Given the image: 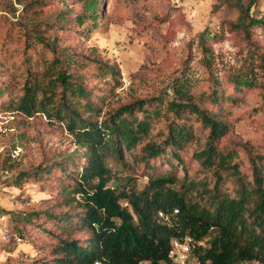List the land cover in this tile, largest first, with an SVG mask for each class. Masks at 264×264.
Here are the masks:
<instances>
[{
	"label": "rangeland",
	"instance_id": "1",
	"mask_svg": "<svg viewBox=\"0 0 264 264\" xmlns=\"http://www.w3.org/2000/svg\"><path fill=\"white\" fill-rule=\"evenodd\" d=\"M90 1L0 0V264H51L65 229L44 213L82 212L62 200L76 176L77 163L66 157L81 148L53 115L19 109L25 86L34 81L41 87L38 100L51 99V114L62 96V88L51 84L59 72L75 74L100 108L96 116L81 99L78 111L85 118L101 121L117 108L156 100L149 139L110 161L112 188L121 185L118 180L127 190L130 183L137 190L147 184L142 149L148 141L161 142L177 122L168 105L178 91L228 125L214 146L230 154L231 164L246 175L253 161L264 168V0L250 12L259 23L244 27L238 23L245 8L234 0H97L96 11H86ZM105 65L114 73L103 71ZM182 114L194 130V141L181 153L188 176L210 180L193 158L208 143L210 128ZM158 161L152 164L170 169ZM177 175L184 176L180 164Z\"/></svg>",
	"mask_w": 264,
	"mask_h": 264
},
{
	"label": "trees",
	"instance_id": "2",
	"mask_svg": "<svg viewBox=\"0 0 264 264\" xmlns=\"http://www.w3.org/2000/svg\"><path fill=\"white\" fill-rule=\"evenodd\" d=\"M246 1L234 0L238 8H245L247 15L238 23L243 27L259 23L250 14L257 0ZM97 6V0L85 3L86 11H96ZM103 71L114 73V68L105 65ZM51 84L62 88L53 114L47 110L50 98L48 103L38 100L35 92L41 87L36 81L25 86L19 108L27 115H53L81 148L66 157L77 163L76 176L64 189L62 200L67 207L76 203L82 212L74 217L44 213L57 228L65 229L51 264H173V242L187 239L191 240L190 259L199 264H264V168L253 161L252 174L246 175L228 161L230 154L217 150L214 141L228 132L217 114L201 109L184 91H178V99L168 105L177 122L168 126L161 142L148 141L142 149L141 160L150 170L147 184L137 190L130 183L127 190L118 180L121 185L112 188L109 183L115 178L110 161L123 158L125 151L149 139L158 113L156 100L137 101L113 110L101 121L92 120L78 111L81 99L96 116L101 115L100 108L75 74L59 72ZM211 100L219 103L221 98L212 94ZM184 112L210 128L208 143L193 155L212 174L210 180L188 176L181 153L194 141V130ZM155 161L170 169L152 164ZM178 164L183 177L177 175ZM60 167L66 172L64 162Z\"/></svg>",
	"mask_w": 264,
	"mask_h": 264
},
{
	"label": "built area",
	"instance_id": "3",
	"mask_svg": "<svg viewBox=\"0 0 264 264\" xmlns=\"http://www.w3.org/2000/svg\"><path fill=\"white\" fill-rule=\"evenodd\" d=\"M191 254V240L187 239L185 242L174 241L170 251V257L175 264H199L190 259Z\"/></svg>",
	"mask_w": 264,
	"mask_h": 264
}]
</instances>
